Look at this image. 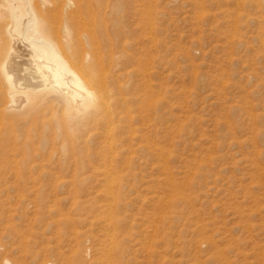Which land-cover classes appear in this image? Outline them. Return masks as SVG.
Returning <instances> with one entry per match:
<instances>
[{"label": "rangeland", "instance_id": "rangeland-1", "mask_svg": "<svg viewBox=\"0 0 264 264\" xmlns=\"http://www.w3.org/2000/svg\"><path fill=\"white\" fill-rule=\"evenodd\" d=\"M104 18L124 145L96 132L71 157L53 121L29 126L0 164V264H264V0H108Z\"/></svg>", "mask_w": 264, "mask_h": 264}, {"label": "bare ground", "instance_id": "bare-ground-1", "mask_svg": "<svg viewBox=\"0 0 264 264\" xmlns=\"http://www.w3.org/2000/svg\"><path fill=\"white\" fill-rule=\"evenodd\" d=\"M38 1L0 0V164L28 146L38 121L57 125L71 157L87 156L86 138L96 132L113 153L124 131L114 125L104 73L118 40L104 18L108 0ZM106 172L114 199L117 171ZM114 218L108 212L111 241Z\"/></svg>", "mask_w": 264, "mask_h": 264}]
</instances>
